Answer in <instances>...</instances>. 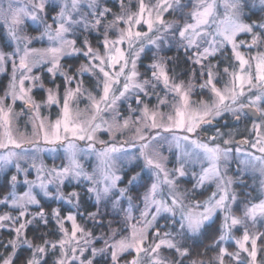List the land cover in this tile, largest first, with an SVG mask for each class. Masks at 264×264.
<instances>
[{
	"label": "snow or ice",
	"instance_id": "6c2138e0",
	"mask_svg": "<svg viewBox=\"0 0 264 264\" xmlns=\"http://www.w3.org/2000/svg\"><path fill=\"white\" fill-rule=\"evenodd\" d=\"M0 264H264V0H0Z\"/></svg>",
	"mask_w": 264,
	"mask_h": 264
},
{
	"label": "trees",
	"instance_id": "16d2710c",
	"mask_svg": "<svg viewBox=\"0 0 264 264\" xmlns=\"http://www.w3.org/2000/svg\"><path fill=\"white\" fill-rule=\"evenodd\" d=\"M189 187H190V185H189ZM208 194H210V193H205V196L208 195ZM254 195H255V193H254ZM200 198L203 199V197H200Z\"/></svg>",
	"mask_w": 264,
	"mask_h": 264
},
{
	"label": "rangeland",
	"instance_id": "374dc122",
	"mask_svg": "<svg viewBox=\"0 0 264 264\" xmlns=\"http://www.w3.org/2000/svg\"><path fill=\"white\" fill-rule=\"evenodd\" d=\"M29 31H30V30H29ZM31 34L35 35L36 33H31Z\"/></svg>",
	"mask_w": 264,
	"mask_h": 264
}]
</instances>
